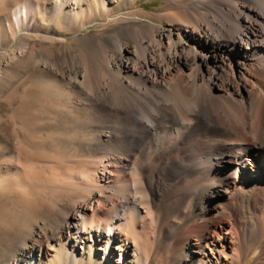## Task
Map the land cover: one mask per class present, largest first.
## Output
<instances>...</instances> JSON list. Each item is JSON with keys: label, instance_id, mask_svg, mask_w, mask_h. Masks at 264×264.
Returning a JSON list of instances; mask_svg holds the SVG:
<instances>
[{"label": "bare ground", "instance_id": "6f19581e", "mask_svg": "<svg viewBox=\"0 0 264 264\" xmlns=\"http://www.w3.org/2000/svg\"><path fill=\"white\" fill-rule=\"evenodd\" d=\"M114 1L0 0L49 80L23 105L63 110L74 141L6 156L0 264H264V0Z\"/></svg>", "mask_w": 264, "mask_h": 264}, {"label": "rangeland", "instance_id": "374dc122", "mask_svg": "<svg viewBox=\"0 0 264 264\" xmlns=\"http://www.w3.org/2000/svg\"><path fill=\"white\" fill-rule=\"evenodd\" d=\"M114 2L118 5H116V8H119L123 4L122 1L118 0ZM163 4L164 0H135L133 6L141 7L149 12H159L162 10ZM95 13V17L88 16V24L85 29L78 32L79 36H83L84 34L95 36L99 34L96 27L100 16L97 11ZM6 20H11V15L7 12H0V35L7 44L6 48L0 46V52L5 51L8 54V56L0 55L1 176L5 175L8 171L4 163L6 156L9 154H13L19 159L20 163L25 165L32 162L41 163L42 161L48 163L54 159L56 160L54 151L62 152L64 154L62 157H65V151H71L74 146V141L67 140L60 133V130L67 127L70 117L68 114L63 110L56 109V107L41 109L33 106L28 110L23 105L21 101L23 95H37L40 93L41 87L46 85L49 80L41 73L42 69L40 65L28 59V54L23 57V61L14 58V38L7 37L5 30ZM37 27V23H34L33 29ZM17 35L18 32L15 31V36ZM26 39L30 47H33L37 43L40 45L42 42V40L35 38L33 34L28 35ZM71 39V36L65 35L66 41H71ZM240 49L241 46L239 44L238 47H234L232 50L233 55L235 56L236 52H239ZM208 56L210 60L214 59L211 53ZM224 167H226V164ZM24 176L27 180H31V173L28 171L24 170ZM19 199L20 196L17 193L13 194L12 191H8L0 199V218L4 217L3 210H7L9 206L17 203ZM6 251L5 234L0 233V254H4ZM162 256L160 258L161 264L165 261L166 254L164 253Z\"/></svg>", "mask_w": 264, "mask_h": 264}]
</instances>
